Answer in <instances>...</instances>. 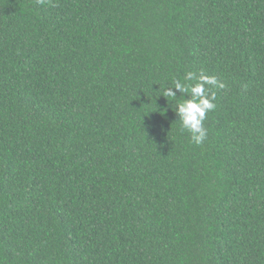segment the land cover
Segmentation results:
<instances>
[{
  "label": "trees",
  "instance_id": "16d2710c",
  "mask_svg": "<svg viewBox=\"0 0 264 264\" xmlns=\"http://www.w3.org/2000/svg\"><path fill=\"white\" fill-rule=\"evenodd\" d=\"M0 264H264V0H0Z\"/></svg>",
  "mask_w": 264,
  "mask_h": 264
},
{
  "label": "clouds",
  "instance_id": "9594fccd",
  "mask_svg": "<svg viewBox=\"0 0 264 264\" xmlns=\"http://www.w3.org/2000/svg\"><path fill=\"white\" fill-rule=\"evenodd\" d=\"M184 79L192 83L185 84L178 79L173 80V86L165 87L161 95L168 101L169 98L172 99L174 106H169L179 117L182 128L191 134L192 142L200 145L207 137V130L204 127L207 113L216 107L215 92L206 86H216L217 80L215 76L203 72L200 74L189 72ZM177 91L183 95L182 100L176 99Z\"/></svg>",
  "mask_w": 264,
  "mask_h": 264
}]
</instances>
